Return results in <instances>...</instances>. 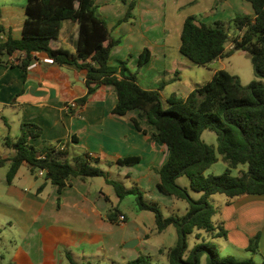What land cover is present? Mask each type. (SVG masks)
<instances>
[{
  "label": "crops",
  "instance_id": "0c3cea01",
  "mask_svg": "<svg viewBox=\"0 0 264 264\" xmlns=\"http://www.w3.org/2000/svg\"><path fill=\"white\" fill-rule=\"evenodd\" d=\"M132 1L96 0L98 15L107 23L112 36L121 41L112 51L109 63L117 66L120 61L128 60L126 75H136L143 89H161L165 106L170 96L186 99L201 86V81L209 82L222 70L213 69L215 64L223 63L219 58L203 66L209 71L208 77L194 76L199 66L180 51L186 18L193 15L200 22L212 24L231 21L239 14L254 15L253 6L247 0H136L134 17L120 23ZM26 5L23 12L12 8L8 16H0V31L6 34L0 41L9 36L22 37ZM78 34V23L66 21L59 39L51 46L75 52ZM146 48L150 59L139 69V60ZM222 68L225 70V66ZM86 94V71L73 65L60 66L45 53L37 54L27 71L19 65H0V157L7 159L12 155L4 140L7 137L17 140L23 123H33L42 129L41 136L31 141L38 148L62 142L70 154L75 151L73 156L86 152L112 162L139 156V163L133 166L117 163L109 167L110 171L117 170L124 177L125 174L133 176V170H142L144 174L137 182L142 184L148 198L158 202L162 211L167 208L169 214L163 212L165 216H183L188 206H181L178 200L158 188L157 170L168 160L170 151L167 145L153 139L156 129L140 117L138 109L123 116L115 114L118 99L112 85L99 88L82 108H68ZM134 120H138L141 130ZM2 170L0 221L2 225L8 224L16 252L9 264H64L71 258L72 248L80 252V260L88 262L95 250L102 252L99 259L105 264H128L140 254L154 258L156 264H169L168 251L177 241L175 227V243L153 244L152 236L158 232L152 218H149L151 226H147L145 218L138 217L132 222L119 210L126 220L111 222L108 215L112 208H119L121 201L112 197L114 187L104 177L87 180L72 177L60 192L58 186L46 182L44 177H36L26 162L12 183L6 180L9 166L0 167ZM43 184L45 187L39 192ZM227 201L224 210L227 216L223 221L227 240L237 244L232 238L237 234L242 245L248 247L250 239L260 234V252L264 257V196H241L232 199L230 204ZM153 219L155 223V216ZM135 240L134 245H129ZM0 259L6 264L7 257L2 251Z\"/></svg>",
  "mask_w": 264,
  "mask_h": 264
},
{
  "label": "trees",
  "instance_id": "16d2710c",
  "mask_svg": "<svg viewBox=\"0 0 264 264\" xmlns=\"http://www.w3.org/2000/svg\"><path fill=\"white\" fill-rule=\"evenodd\" d=\"M247 1L252 4L254 15L239 14L228 23L207 24L196 16L187 17L181 33L180 51L200 66L243 51L250 56L257 79L244 85L239 76L219 70L186 99L172 95L165 106L161 89H143L136 75H126L128 60L120 61L117 66L110 65L111 53L121 41L112 36L107 23L98 15L96 0H27L22 37L9 36L0 41V65H19L27 71L37 54L45 53L60 66L73 65L86 71L87 94L77 100L78 109L99 88L112 85L118 99L114 113L123 116L132 110H140V117L156 129L153 139L169 148L168 160L157 170L160 175L158 188L167 196L186 201L188 208L183 216H165L160 204L147 202L138 186L125 187L110 179L109 173L100 166L101 163L133 166L141 161V157L129 156L116 162L104 161L86 152L71 157L62 142L38 148L31 141L41 136L42 129L33 123L22 124V133L17 140L10 137L4 140L12 149L9 158L0 157V167L9 166L7 182H13L25 162L36 177L39 170L45 171V181L58 186L60 192L72 177L81 180L104 177L120 199L134 195L140 211L154 214L158 233L175 227L177 241L168 251L169 264H201L206 255V264H257L231 255L223 256L211 242L203 241L189 249V236L196 235L199 240L202 239L201 232L228 238L223 223L215 226L213 217L217 211L208 201L210 196L224 194L228 204L241 196H264V0ZM136 4L133 0L120 23L134 17ZM66 21L79 25L75 52L51 46L59 39ZM229 41L233 44L232 49L227 48ZM149 59L150 52L146 48L138 68ZM134 123L141 130L138 120ZM204 131L216 134V147L203 140ZM218 154L228 164L227 171L206 175L218 161ZM240 166L245 168L238 176H233L232 170ZM180 177H188L191 190L202 196L194 199L187 188L178 184ZM44 187L45 184L41 185L38 191ZM108 219L114 223L124 222L126 216L112 209ZM217 229L220 232L216 233ZM247 250L253 254L260 252V234L250 239ZM69 260L71 264H78L70 256ZM128 264L152 263L149 256L140 254Z\"/></svg>",
  "mask_w": 264,
  "mask_h": 264
},
{
  "label": "rangeland",
  "instance_id": "374dc122",
  "mask_svg": "<svg viewBox=\"0 0 264 264\" xmlns=\"http://www.w3.org/2000/svg\"><path fill=\"white\" fill-rule=\"evenodd\" d=\"M27 4V0H0V16H8L10 9L14 8L16 12H23L25 5ZM19 20V18H18ZM230 21H226V23H228ZM19 32V29H18ZM16 32V33H18ZM6 34H4L2 31H0V38L4 37ZM231 45V42H227V47ZM69 47V46H67ZM223 63H217L213 66V69H222V67L225 66V70L228 71L229 73L233 74V75H237L240 77L242 84L244 85H248L249 83H251L253 80H256V76L254 74V68H253V64H252V60L250 58V56H248L246 53H243L241 51L236 52L235 54H233L232 56L228 57V58H224L223 59ZM199 67H197V71L195 72L194 76H197L201 79V76L205 75V77H208L209 71L208 69H206L203 66L197 65ZM206 81L208 80H203L201 81V85H203ZM202 138L203 140L208 143L209 145H213V146H217V136L215 133L211 132V131H204L202 134ZM75 151H71L70 156L72 157ZM218 161L216 163H214L206 172V175L209 174H214V175H220L223 174L227 171L228 169V164L224 161L222 155L218 154ZM101 168L104 169L105 171H107L108 173L110 172L109 175L110 178L112 177L113 179L121 182L125 187L127 188H131V187H135L138 186L143 193V197L147 202H152L154 200H150L148 198V193H146V191L143 190L142 188V184H138L137 181L141 180L144 172H142V170H133V176L132 174L130 176L126 175L124 177H120L118 175V171L116 170H111L110 171V165H107L106 163H101L100 164ZM244 166H240L238 169H234L232 170V175L233 176H238L241 173V170L244 169ZM0 172H3L0 171ZM111 178V179H112ZM144 182H147V177H143ZM97 180H101V178L97 179ZM143 182V183H144ZM178 184L182 187H185L189 190L190 195L194 198V199H199L202 196V193L199 192H195L193 190H191L190 188V179L188 177H180L178 179ZM116 192L115 190L112 193V197L115 198H119L118 196L116 197ZM173 200H178L176 198H173ZM228 200L227 196H225L224 194H215L212 195L208 198V201L216 208L217 213L215 214V216L213 217V221L215 223V226L219 223H223V221H225V216H227V214H224V210L226 208V201ZM118 202L121 201L119 208H117V210H121L124 213L127 214L128 216V220L129 221H136L138 217H142L145 218L147 220V226H151V220L149 218H152L153 220V226H155L154 223V219H153V214L150 212H146V211H140L137 207V202H136V197L134 195H130L127 196L123 199H118ZM180 202V204H182L181 206H188L186 201L183 200H178ZM113 210H115L116 208H112ZM163 209V208H162ZM167 208H165L163 210V212L168 215L169 212ZM140 214V215H139ZM150 216V217H149ZM3 223L0 221V253L1 251L5 254V256L7 257V261L6 264L11 263V256L16 255L15 252V247L14 245L11 243L12 239V234L10 233L9 229H8V224L4 223V225H2ZM155 228V227H153ZM174 227H172V229L166 230L164 233L162 234H155L154 236H152V243L155 244L157 242H165L166 245H171L172 243H175V235H174V231L175 229H173ZM218 228V227H217ZM220 232L219 229H217L216 233ZM16 234V232H14ZM202 234V239H197L196 235H191L189 236V249L191 250L193 247H195L197 244L202 243L203 241H205L206 243H214L217 247V249L219 250V252L223 255V256H227V255H231L234 256L235 258L239 259V260H252L257 264H261L264 261V257L261 254V252H259L258 254H253L252 252L247 250V247L242 245V240L241 237L239 235H232L233 240L237 243H232L231 241H228L226 238L224 237H212L209 234L205 233V232H201ZM71 258L73 261H76L80 264H105L104 262L100 261L99 256H102V252L98 251L96 252L95 250L91 253V259L90 262H88L87 260H80L78 258V256L80 255V252L75 248H72L71 250H69ZM96 253V254H95ZM61 253H59L60 255ZM207 255L203 257L202 259V263L201 264H206L207 263ZM2 259H0V264H2ZM156 260L153 258L151 260L152 264H156L155 262ZM163 262H160L159 264H162ZM64 264H71L70 260L67 258L66 261H64ZM116 264V263H115Z\"/></svg>",
  "mask_w": 264,
  "mask_h": 264
},
{
  "label": "built area",
  "instance_id": "2783aa9c",
  "mask_svg": "<svg viewBox=\"0 0 264 264\" xmlns=\"http://www.w3.org/2000/svg\"><path fill=\"white\" fill-rule=\"evenodd\" d=\"M232 48H233V44H231L228 49H232ZM12 60H15V59L12 58ZM68 108L75 110V109L79 108V105L77 104V102H72L71 104H69ZM37 176L38 177H44L45 176V171L39 170L38 173H37Z\"/></svg>",
  "mask_w": 264,
  "mask_h": 264
},
{
  "label": "water",
  "instance_id": "95a60500",
  "mask_svg": "<svg viewBox=\"0 0 264 264\" xmlns=\"http://www.w3.org/2000/svg\"><path fill=\"white\" fill-rule=\"evenodd\" d=\"M135 243H136V240L132 241L129 245H134Z\"/></svg>",
  "mask_w": 264,
  "mask_h": 264
}]
</instances>
